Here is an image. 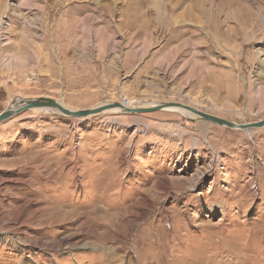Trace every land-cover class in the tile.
Listing matches in <instances>:
<instances>
[{
    "label": "rangeland",
    "instance_id": "rangeland-1",
    "mask_svg": "<svg viewBox=\"0 0 264 264\" xmlns=\"http://www.w3.org/2000/svg\"><path fill=\"white\" fill-rule=\"evenodd\" d=\"M37 98L264 119V0H0V112ZM0 264H264V126L4 119Z\"/></svg>",
    "mask_w": 264,
    "mask_h": 264
},
{
    "label": "water",
    "instance_id": "water-1",
    "mask_svg": "<svg viewBox=\"0 0 264 264\" xmlns=\"http://www.w3.org/2000/svg\"><path fill=\"white\" fill-rule=\"evenodd\" d=\"M25 101H24L25 102L24 104L18 107H9L1 111L0 112V122L24 109L40 108V107L53 108L65 115L82 118V117H87V116L111 109L113 107H119L121 108L123 112L141 113V112L156 111L165 106H178L180 108L186 109L202 117L203 119L207 121H210V122H213L219 125H223L228 128H236V129L244 130V129H249V128H259V127L264 126V119L253 121V122H247V123H237V122L225 119V118H221V117L203 112L201 110L195 109L193 107H190L188 105H185L179 102H164V103L156 104L152 107H136V108L125 106L120 102H110V103L99 105V106H96L90 109L72 110V109L63 107L59 102L51 98H37L35 100H25Z\"/></svg>",
    "mask_w": 264,
    "mask_h": 264
},
{
    "label": "bare ground",
    "instance_id": "bare-ground-1",
    "mask_svg": "<svg viewBox=\"0 0 264 264\" xmlns=\"http://www.w3.org/2000/svg\"><path fill=\"white\" fill-rule=\"evenodd\" d=\"M57 102H59L63 107H65V108H67L61 101H59V100H56ZM26 102V101H25ZM25 102H22V103H18V104H13L12 106H10V107H18V106H20V105H22V104H24ZM120 103H122L123 105H125V106H128L127 104H126V102L125 101H120ZM141 103V102H140ZM136 103L135 105H131L130 107L131 108H136V107H152V106H154V105H156V104H160V103H153V104H149V105H147V104H145V103ZM103 105V104H102ZM129 107V106H128ZM161 109H171V110H176V111H183V112H185L186 114H188V113H192V112H190V111H188V110H186V109H183V108H180V107H178V106H165V107H162ZM108 110H120V111H122L121 110V108H119V107H113V108H111V109H108ZM160 110V109H159ZM192 114H194V113H192ZM194 115H196V114H194Z\"/></svg>",
    "mask_w": 264,
    "mask_h": 264
},
{
    "label": "built area",
    "instance_id": "built-area-1",
    "mask_svg": "<svg viewBox=\"0 0 264 264\" xmlns=\"http://www.w3.org/2000/svg\"><path fill=\"white\" fill-rule=\"evenodd\" d=\"M127 103V102H126ZM127 105H128V103H127Z\"/></svg>",
    "mask_w": 264,
    "mask_h": 264
}]
</instances>
